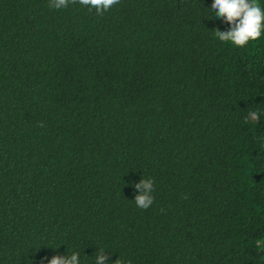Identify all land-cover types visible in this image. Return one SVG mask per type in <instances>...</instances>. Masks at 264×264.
Wrapping results in <instances>:
<instances>
[{"label": "trees", "instance_id": "trees-1", "mask_svg": "<svg viewBox=\"0 0 264 264\" xmlns=\"http://www.w3.org/2000/svg\"><path fill=\"white\" fill-rule=\"evenodd\" d=\"M211 4L0 0V264H264V35Z\"/></svg>", "mask_w": 264, "mask_h": 264}, {"label": "clouds", "instance_id": "clouds-1", "mask_svg": "<svg viewBox=\"0 0 264 264\" xmlns=\"http://www.w3.org/2000/svg\"><path fill=\"white\" fill-rule=\"evenodd\" d=\"M72 2L73 0H50L49 6L57 10L66 9ZM77 2L81 7L102 15L119 0H77ZM208 9L213 19L227 25L225 30H215L214 36L220 42L229 43L236 48H244L264 35V0H212ZM252 115L256 114L252 113ZM134 188L138 190V194L132 200L135 205L142 210L151 207L154 203L153 181L141 179L134 183ZM257 246L264 248V240H258ZM110 257L106 250L98 249L94 255V264H110ZM116 262L117 260L115 264ZM47 264H82L81 253L74 250L69 254L67 249L66 255H54Z\"/></svg>", "mask_w": 264, "mask_h": 264}]
</instances>
